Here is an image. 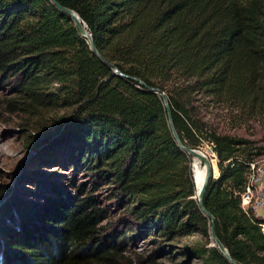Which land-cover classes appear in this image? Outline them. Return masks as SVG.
I'll list each match as a JSON object with an SVG mask.
<instances>
[{
  "label": "trees",
  "instance_id": "16d2710c",
  "mask_svg": "<svg viewBox=\"0 0 264 264\" xmlns=\"http://www.w3.org/2000/svg\"><path fill=\"white\" fill-rule=\"evenodd\" d=\"M55 1L79 16L107 62L164 92L183 145L212 144L218 175L203 206L214 233L236 264H264V219L240 205L248 163L264 147L216 130L200 110L208 99L264 112V0ZM4 77L15 80L10 101L19 109L69 110L31 136L43 143L38 163L65 150L62 162L70 158L106 183L125 216L112 225L81 187L69 194L52 186L38 204L10 195L0 203V264H141L125 252L134 237L195 233L202 240L186 250L198 264H230L208 246L190 157L175 143L159 95L114 75L51 0H0ZM6 190L0 184V199Z\"/></svg>",
  "mask_w": 264,
  "mask_h": 264
},
{
  "label": "rangeland",
  "instance_id": "374dc122",
  "mask_svg": "<svg viewBox=\"0 0 264 264\" xmlns=\"http://www.w3.org/2000/svg\"><path fill=\"white\" fill-rule=\"evenodd\" d=\"M14 86V79L0 78V184H4L8 189L6 190L8 193L2 198L3 200L0 199V203L14 193V197L24 196L23 199L29 203L38 204L43 201L38 194L50 192L49 188L52 186H59L62 191L67 190L69 194L76 191L77 187H81L82 192L91 194L99 206L106 207L109 218H112L111 224L114 225V222L125 215L121 205H117L114 199L108 198L110 187L106 183L96 178L93 173L84 172L77 165L73 166L70 158L62 162L66 155L63 149L53 156L54 161L50 163L37 161L38 150L43 143L40 141L37 144L31 141V136H39L42 124L44 121L47 124L49 117L65 115L69 110L38 109L33 113L21 110L20 104L15 102L13 105L10 101L15 92ZM201 102H203L200 109L203 118L215 126L216 130L248 139L253 146L264 147V112L249 113L208 99ZM199 149L210 157L211 164L215 167L214 153L210 145L202 143ZM262 157L264 152L254 159ZM191 159L190 157V166ZM38 164L40 166H37ZM216 174L217 167L214 175ZM37 182L38 189L35 188ZM199 240L201 241L202 238L197 233L175 238L172 241L155 237L142 239L138 236L128 242L125 252L131 258L142 260L141 264H198V259L188 253L186 245ZM153 250L157 252L149 261V255Z\"/></svg>",
  "mask_w": 264,
  "mask_h": 264
},
{
  "label": "water",
  "instance_id": "95a60500",
  "mask_svg": "<svg viewBox=\"0 0 264 264\" xmlns=\"http://www.w3.org/2000/svg\"><path fill=\"white\" fill-rule=\"evenodd\" d=\"M51 2L62 14L66 15L67 18H69L73 22V25H74L75 29L77 30L78 34L80 36H82L83 38H85L86 42L88 43L89 49L103 63H105L106 65H108L109 67L112 68L114 75L119 76V77H125V78L131 79V80H135L140 85H142L146 90L154 92L155 94L159 95L161 102H162V105L165 108L167 123H168L169 129L171 131V134L174 138L175 143L181 149V151L184 152L186 155L191 154L195 157L200 158L202 161V173H201L200 178L198 179V182L195 183V181L192 179L193 188H194V195L192 196V198L195 199L196 205H197L199 211L208 220V227H207L208 238H209L208 246L216 247L218 249V251L230 262V264H236L231 259V257L227 253L226 249L224 248V246L221 244V242L219 241V239L216 237V235L214 233V217H213V215L209 211H207L205 209V207L203 206V196H204L206 187L208 185V182H209L210 178H216L217 177L218 170H217L216 176H213V168H212L211 164H209V162L203 157V155L198 150V148H190V147L183 145L180 142V140H179V138H178V136H177V134L173 128L172 122H171L170 111H169L167 99H166L164 92L161 91L157 87H153V86H150L148 84H145L141 80H139L135 77H132V76H128V75L120 72L119 70H117L111 63L107 62L98 53V51L96 50V48L92 42L91 36L85 27V24L81 21L79 16L73 10H71L65 6L60 5L55 0H51ZM215 164H216V160H215Z\"/></svg>",
  "mask_w": 264,
  "mask_h": 264
},
{
  "label": "built area",
  "instance_id": "2783aa9c",
  "mask_svg": "<svg viewBox=\"0 0 264 264\" xmlns=\"http://www.w3.org/2000/svg\"><path fill=\"white\" fill-rule=\"evenodd\" d=\"M211 148V143H209ZM240 205L249 208L254 216L264 219V157L248 163V172L244 189L240 194ZM260 232L264 234V221L259 223Z\"/></svg>",
  "mask_w": 264,
  "mask_h": 264
},
{
  "label": "bare ground",
  "instance_id": "6f19581e",
  "mask_svg": "<svg viewBox=\"0 0 264 264\" xmlns=\"http://www.w3.org/2000/svg\"><path fill=\"white\" fill-rule=\"evenodd\" d=\"M198 150L201 152L203 157L209 162V164H211V161H210L209 157L204 152H202V150H200L199 148H198ZM188 155L192 158L191 159V162H192L191 172H192L193 179H194L195 183H197L198 179L200 178L201 173H202V161L198 157H195V156H193L191 154H188ZM211 166H212V164H211ZM212 168H213V176H215L214 174H215L216 166L215 167L212 166ZM12 195H14V193Z\"/></svg>",
  "mask_w": 264,
  "mask_h": 264
}]
</instances>
